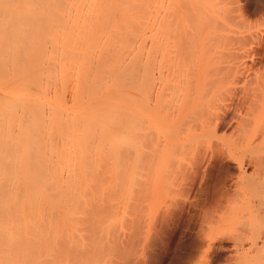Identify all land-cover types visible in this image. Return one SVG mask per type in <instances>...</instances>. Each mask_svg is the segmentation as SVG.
I'll return each mask as SVG.
<instances>
[{
	"label": "bare ground",
	"instance_id": "6f19581e",
	"mask_svg": "<svg viewBox=\"0 0 264 264\" xmlns=\"http://www.w3.org/2000/svg\"><path fill=\"white\" fill-rule=\"evenodd\" d=\"M240 3L0 0V264L84 261L79 256L87 250L86 241L94 239L96 228L104 229L101 223L108 217L103 216L108 209H99L105 200L102 205L94 200L97 208L84 199L94 197L88 187L91 180L92 185L99 182L88 172L96 167L103 175L106 167L113 172L120 166L123 175L128 167L127 175L133 163L145 170V174L138 172L145 179L137 181V191L141 190L137 195L144 188L165 185L167 189L169 184L172 190L166 193L172 209L166 211H173L178 196L191 203L198 194H206L210 198L206 202H213L208 201L209 207L202 206L205 210L200 212L203 223L197 235L204 247L182 254L186 258L185 263L181 258L182 263L205 264L218 241L229 236L234 254L227 264H264V24L247 23ZM145 8H151L150 13L146 10L149 14ZM260 8L264 0L256 9ZM138 14L144 15L140 22L149 20L145 22L148 29L138 22ZM129 134L137 140L132 138L125 145L122 141L131 139ZM223 160L233 161L239 170L232 176L231 190L224 186L227 172L222 164L223 171L218 166L220 171L214 173ZM247 166H252L250 173ZM51 189L57 196L73 194L69 204L83 198L80 205L96 207L98 217L102 211L101 225L90 210L95 224L92 216L87 220L90 213L84 205L88 214L80 211L83 217L75 222L80 217L75 213L65 224L70 232L75 229L77 242L71 232L65 243L68 235L64 234L69 231L63 233L62 226L67 220L58 214L65 207L61 214L66 217L75 206L67 200L59 206L64 196L54 201L58 206L51 204ZM114 202L104 205H114L109 209L113 216L119 209L118 201ZM77 204L76 208H82ZM66 206L72 209L67 211ZM53 220L62 228L57 225L60 232ZM73 220L74 226L81 223L79 231L70 225ZM83 223L92 229L81 227ZM112 228H108L110 237L103 233L107 237L102 241L121 245L123 240H115ZM83 230L88 231L84 236L91 235L85 241ZM96 237L101 241V234ZM91 240L92 249L88 246L87 256L82 254L85 261L102 248L101 242L90 244ZM179 260L174 264H180Z\"/></svg>",
	"mask_w": 264,
	"mask_h": 264
},
{
	"label": "rangeland",
	"instance_id": "374dc122",
	"mask_svg": "<svg viewBox=\"0 0 264 264\" xmlns=\"http://www.w3.org/2000/svg\"><path fill=\"white\" fill-rule=\"evenodd\" d=\"M261 1H263V0H240V4H243L244 6H245V9H244V14H245V19H246V21H247V23H250V25H263L264 24V8L262 9V8H260V9H256L257 8V6L259 7V5H260V3H261ZM249 2H251L250 4H249ZM251 5H252V7H251ZM248 6H250L251 8H253V11H252V9L249 7L248 8ZM147 7H149V6H147ZM150 9L151 8H149V9H147V8H145L144 9V11H150ZM143 10H140V12H138V13H140V14H142V12L144 13V14H146L145 12H144ZM146 11V12H147ZM148 11V12H149ZM147 12V14H149ZM140 14H138V17H136L137 18V20H138V22L139 23H141V24H144L146 21H145V17H144V23H143V21H141L140 22V18H142L141 16H139ZM137 15V14H136ZM150 16L151 15H148L147 17L148 18H150ZM142 20V19H141ZM148 22H149V20H148ZM146 26H148L147 25V23H145V28H147ZM142 27H144V25H142ZM148 29V28H147ZM148 42V41H147ZM146 42V43H147ZM144 44V46H145V48H146V45L148 44ZM140 46H142V45H140ZM143 46V47H144ZM148 47H149V45H147ZM141 48V47H140ZM144 48V50L146 51V49ZM143 49V48H142ZM141 49V50H142ZM52 75V74H51ZM54 75V74H53ZM51 77V76H50ZM52 79V78H51ZM53 80V79H52ZM42 91L40 90V93H41ZM44 93V92H43ZM48 95L49 97H50V95L47 93V91H46V93H45V95ZM137 96H138V94L137 93H135ZM41 96H40V98H42V97H44V96H42L43 94L41 93L40 94ZM49 97H47L46 96V98L48 99ZM138 107H139V105H138ZM139 111H140V109H139ZM138 118V117H137ZM137 118H135V120L137 121ZM139 119H140V117H139ZM138 119V120H139ZM136 121H134V125H135V122ZM141 121V120H140ZM131 124H133V122L131 123ZM130 124V125H131ZM137 124H139V123H137ZM132 126V125H131ZM138 126V125H137ZM134 127V126H133ZM135 128H136V125H135V127H134V130H135ZM133 131V130H132ZM133 134H135V133H133ZM132 134V135H133ZM120 135V134H119ZM118 135V136H119ZM136 135V134H135ZM135 135H133V136H135ZM116 136V135H115ZM121 136V135H120ZM120 136H119V138H120ZM129 136H131V134H129L128 135V137ZM117 137V136H116ZM115 137V138H116ZM124 137V136H123ZM126 137V136H125ZM124 137V138H125ZM114 138V139H115ZM119 138H118V141H119ZM132 138L136 141L137 139H135L134 137H132L131 136V139H130V137H129V140H128V138L126 137V139L125 140H123L122 141V139H121V141L122 142H125V145H127V143L129 142V143H131V140H132ZM117 139V138H116ZM113 142H114V140H112ZM116 141V140H115ZM128 141V142H127ZM133 142V141H132ZM116 143H117V141H116ZM136 144H137V142H135ZM121 144V143H120ZM130 145V144H129ZM132 145H134V144H131V146H129V147H133V150L134 149H136V148H134L136 145H134V146H132ZM137 148H138V146H137ZM132 150V151H133ZM134 160H136V157H135V154H134V159L132 160V161H134ZM136 163H138L137 161H135ZM225 162L226 164L224 165L223 163ZM221 163H218V164H216L215 166V168H214V173H215V171H220V169L222 168V169H224L225 168V171H224V174H225V172H227L226 174H225V178L224 179H226V181L225 180H223V181H225V182H223L224 183V186H228L227 188H229L230 187V190L233 188V183H234V180H235V177H234V179H233V177L232 176H234V174H235V176H236V174L238 173L237 171H239L238 170V168H236L237 166H236V164L233 162V161H226V160H223ZM104 163H105V161H104ZM107 164H108V162H106ZM133 163V162H132ZM135 163V164H136ZM134 164V163H133ZM133 164H131L132 166H133ZM221 164L223 165V167H221ZM106 165V164H105ZM111 166V165H110ZM115 166V165H114ZM118 166V165H117ZM131 166V167H132ZM136 166L138 167V165L136 164ZM218 166H219V168H218ZM232 166H234V167H232ZM116 167V166H115ZM120 166H118V168L117 169H120L119 171L121 172V171H124V168L122 167V168H119ZM131 167H130V169H128L129 170V173H130V170H132L131 169ZM134 168H135V166H133ZM252 166H247L245 169H246V171H247V173H250L252 170V168H251ZM109 168V167H108ZM111 168V167H110ZM126 168H128V167H125V174L127 173L126 172ZM218 170H217V169ZM90 169H93L94 171H92V172H95V174L93 173V175H92V172H88V177H90L89 175H91V177L93 176L94 178L95 177H97L96 179H98L99 180V182L98 183H95V185H92V184H94L93 182H92V180H91V182H92V184H91V182H90V180H89V178H88V187L90 188V190H91V188H92V193H93V195H94V197H92V198H89V199H86V198H84L85 199V201L87 202H89V203H91L90 202V200L93 202V205H95L97 202L96 201H99L98 202V204H100V205H102L104 202H105V206H107L108 204H110V202H114V201H118V203H119V205H118V203H117V206H115V207H117V208H119L118 210H116V211H118V212H116L115 211V213H117V214H115L114 212V216H113V214H111V210L113 209L112 207L114 206V205H112V209L109 207V208H107V207H105L104 205H103V207H102V209L99 207V209L100 210H103L104 208H106V209H111V210H109V213H110V215H112V216H110V215H108V210H107V212H105L104 214L105 215H103L104 217H106V216H108V217H106V218H104L103 216L101 217V215L103 214V212H104V210H103V212L102 211H100L99 213H100V216L98 217V213H95V212H98V211H96V207H92V208H94L95 209V211L91 208V209H89V207L92 205V203L90 204V206L88 207V205L85 203L84 205H87V208H88V210H87V208H86V210L89 212V210H90V212H92V214L94 213V215L96 216V214H98L96 217H97V222H98V219H100V217L101 218H104L103 220H102V223H101V220H99V222L101 223V224H104V226L102 227V228H104V229H101V228H99L98 230H97V228H96V230H95V228H93V230H92V232L94 233L93 235L95 236L94 237V239L92 238V236L89 234V235H83V234H87V230H83V231H86V233L85 232H82V234H81V238H83L84 239V237H86L85 239H84V241L85 240H87V238H88V236H91V237H89L90 238V240H91V238H92V240H94V242H96V244H99L98 242H101V247L102 248H100L101 250V252L99 251V249H98V251H99V253H97L96 252V254L97 255H95L96 256V260H94V262L93 261H91V260H93L94 258H93V256H94V253H92V250H91V253L93 254H91V253H89L88 252V255L89 254H91L92 255V257L88 260V258H86V261H85V257H83L84 255L85 256H87L86 255V253H84V252H87V250H88V246H89V251H90V249H92V248H90L91 246L89 245V238H88V241H86L87 242V250L85 251V249H84V251H82L83 253H81V251H79L78 250V253H79V255H80V253H81V255L79 256L78 255V253L77 252H74L77 256H79V257H81V259H79L80 261L81 260H83L84 259V261L86 262H84V261H82V262H84L83 264H87V260L89 261V262H91V264H93V263H97V264H117L118 262L119 263H121V264H174L175 263V261H176V258H180V264H184L185 263V261H186V258H184L185 256H187L191 251H193V249H194V251H198V250H200V248H203L204 247V245L202 244V241H200V239H199V235L200 234H198L197 235V231H199L198 229H199V224H201V223H203V222H201V220H203L202 219V215H201V213L200 212H204V211H202V210H205L204 208H207V207H209V205H210V203L212 202H210L209 200H207V202L209 201L210 203H208L207 204V202H206V199H208L207 197L205 198V195L206 194H204V195H201V194H196L197 195V197L196 198H194L193 199V201L191 202V203H189V202H185V201H183L184 199L181 197V196H178L179 197V200H178V197H177V200H176V203H175V205L173 206V211L171 210V211H166V209H172V206H170V201H168L169 200V197H168V195H169V191L170 190H172V189H168L169 188V184H166V183H164V181L162 182V183H164V184H166L167 185V189H168V192L166 193V191H167V189H166V186L165 185H161L160 187L159 186H153V187H151V188H147L148 189V191H146L145 190V188H144V191L142 190V194L141 195H137V192L138 191H140V193H141V190H138L137 191V186H136V184H138L139 185V183H137V181H140V180H143V179H145L144 178V176L145 175H143V177H142V174L140 175V174H138V172L139 173H141L140 172V170L141 171H143V173L145 174V170H142V169H138V168H135V169H133V171H131L132 173H128L127 175H123V172H119V176L120 177H122V180L124 179V181L122 182V180H121V183L119 184V182H118V180H119V176H118V172H117V169L115 168V171H110L109 169V171H110V175H111V177H110V179L111 178H113V177H115L116 176V173H117V176H118V180H117V178H113L114 180H110V179H107L109 176H108V172H107V167H106V169H104V166H103V169L105 170V172L106 173H104L103 175L102 174H100L101 172H99V169H97L96 170V167L95 168H90ZM89 169V170H90ZM102 169V167H101V170H103ZM111 169H113V168H111ZM122 169V170H121ZM136 169H138V170H136ZM221 169V171H223ZM96 170V171H95ZM103 170V171H104ZM134 170H135V172H134ZM248 170H250V171H248ZM102 171V172H103ZM114 172H115V174H114ZM236 172V173H235ZM114 174V176H112ZM120 174H122V175H120ZM215 174H217V173H215ZM230 174V175H229ZM140 175V176H139ZM164 176V175H163ZM165 176H167V178H169L168 177V175L166 174ZM141 177V178H140ZM166 178V177H165ZM166 178V179H167ZM116 179V180H115ZM164 180V179H163ZM94 181H95V179H94ZM114 181V182H113ZM115 181H117V184H119V185H114L116 182ZM167 180H165V182H166ZM110 182H112L113 184H111ZM230 182V183H229ZM142 183V181L140 182V185H142L143 186V184H141ZM161 183V184H162ZM167 183H168V181H167ZM225 183H227V184H225ZM232 183V184H231ZM174 185H176V184H174ZM232 185V186H231ZM92 186V187H91ZM136 186V187H135ZM221 186V185H220ZM85 187V186H84ZM139 187V186H138ZM141 187V186H140ZM146 187V186H145ZM149 187V186H148ZM173 187H175V186H173ZM177 187H179L178 185H177ZM222 187V186H221ZM133 188H134V191L132 192V190H133ZM85 189V188H84ZM140 189H142V188H140ZM175 189V188H174ZM52 190L53 189H51V190H48V193L49 194H52L51 196H53V197H50V200H48L51 204H53L54 206L55 205H57V204H55V200L56 201H58L59 199H60V197L61 196H64V198H66L65 196L66 195H62L61 194V196H59V191H57V194H58V196L55 194V193H52ZM59 190H60V188H59ZM64 190V189H63ZM63 190L61 189V191L63 192ZM72 191H73V189H71ZM71 190H70V192H71ZM55 191V190H54ZM53 191V192H54ZM66 191V190H65ZM68 191H69V189H68ZM75 191V190H74ZM84 191H87V186H86V190H84ZM83 191V192H84ZM88 191H89V189H88ZM82 192V191H81ZM67 193V192H66ZM65 193V194H66ZM89 193V192H88ZM55 194V195H54ZM68 194H69V192H68ZM68 194H67V196H68ZM71 194H72V192H71ZM84 194V196H86L85 194L86 193H83ZM132 194H134L135 196H134V198H132ZM168 194V195H167ZM73 195V194H72ZM72 195H69L70 197H72ZM87 195H91V191H90V194H87ZM67 197L65 200H63V203H61L62 201V198H61V204L60 203H58V205L60 206V205H64L65 204V201L69 198V201H71V199H70V197ZM83 196V195H82ZM83 196V197H84ZM141 196V197H140ZM208 196V195H207ZM76 197V195L74 196V198ZM81 197V196H80ZM181 197V198H180ZM63 198V199H64ZM101 198V199H100ZM76 199V198H75ZM83 198H81V200H82ZM182 199V200H181ZM210 199V198H209ZM79 200L80 199H78V201L76 202V201H74V200H72L73 202L72 203H70L69 204V201L67 200L66 201V203L68 204V205H70L72 208H74V206H75V209L74 210H71L70 211V213H68L69 211L68 210H70V208L71 207H67L66 206V210L68 211H66L67 212V214H68V216H67V214H65L66 215V217H64V216H62V214H63V212H64V209H65V207L63 208V212H61V213H56L55 215H59V217H61V218H63V219H65L66 218V220H67V222H65V220H64V226H66V227H64V226H62L63 228H65L64 230V232L63 233H65L66 231H69L70 232V228H69V224L68 225H65V224H67V223H69V221H70V217L69 216H71V218L72 219H74L73 217H72V215H76L77 214V216L79 217V218H77L76 216V221L75 222H78L77 221V219H80V218H82L83 216H86L88 213H86V215H85V212L84 211H86V210H84L85 209V207L83 208L82 206H84V205H80V202L82 203V202H84L83 200L81 201L80 200V202H79ZM94 200H96V201H94ZM105 200V201H104ZM136 200V201H135ZM104 201V202H103ZM106 201H110L109 203L108 202H106ZM134 201V202H133ZM179 201V202H178ZM48 202V203H49ZM59 202V201H58ZM76 202V203H75ZM95 202V203H94ZM169 203V205H168V203ZM182 202H184V203H182ZM76 205H75V204ZM77 203H79V205L83 208H80L79 206H78V208H76V206L78 205ZM106 203H108V204H106ZM115 203V202H114ZM193 203V204H192ZM213 203V202H212ZM83 204V203H82ZM97 204V205H98ZM116 204V203H115ZM178 204V205H177ZM205 204V205H204ZM207 204V205H206ZM57 205V206H58ZM65 206V205H64ZM110 206V205H109ZM119 206V207H118ZM168 206H169V208H168ZM202 206H204V208H202ZM62 207V206H61ZM115 207H114V209H115ZM167 207V208H166ZM171 207V208H170ZM57 208V210L59 209L58 207H55L54 208V210ZM71 208V209H72ZM98 208V207H97ZM132 208H134V211H133V209ZM61 209V208H60ZM58 210L57 212H59V211H62V209L61 210ZM81 209V210H80ZM105 209V210H106ZM82 210H83V213H84V215L83 216H81V213H82ZM92 210V211H91ZM133 212H132V211ZM81 211V213H79ZM94 211V212H93ZM114 211V210H113ZM56 212V211H55ZM89 212V213H90ZM166 212V213H165ZM168 212V213H167ZM174 212H175V214H174ZM76 213V214H75ZM60 214H61V216H60ZM107 214V215H106ZM167 214H169V215H167ZM171 214V215H170ZM200 216H199V215ZM89 216H86L87 217V220H88V218H89V220L91 221L92 219V222H93V224H95L94 223V221H96V220H94V218L96 219V217L94 216V218H93V215H91V213L90 214H88ZM165 215V216H164ZM175 215V216H174ZM90 216H92V219L90 218ZM168 216V217H167ZM174 216V217H173ZM204 216V215H203ZM167 218H169V219H167ZM170 218L172 219L171 221H169L170 220ZM56 219H58V220H60L58 217L56 218ZM56 219H54V220H56ZM54 220H53V223H54ZM57 220V221H58ZM69 220V221H68ZM112 220H114V221H116V223L114 222V221H112ZM200 220V221H199ZM61 221V220H60ZM110 221H112V224H111V227H109L107 224H109L110 225ZM63 220L61 221V222H59L60 223V225H62L63 223ZM72 222H74V220L73 221H71V224L70 225H73V227L72 228H76V230H77V226H80L81 225V223H80V225H79V223L77 224H75V226H74V224L72 223ZM86 222H89V221H86ZM98 222V223H99ZM201 222V223H200ZM52 223V224H53ZM90 224H91V222H89ZM99 223V224H100ZM100 224V225H101ZM54 225V228H56V227H58L59 225H58V222H57V225L54 223L53 224ZM84 225H88L87 223H83V225L81 226V227H83ZM107 225V226H106ZM67 226H68V228H67ZM99 225L97 224V227H98ZM107 228H106V227ZM112 226H113V228H114V230L112 231V234L114 233V231H115V237H116V239L115 240H117V242L119 241V239H117V238H120V241L121 240H123L122 242V244L121 245H115V246H113L112 244L111 245H109L108 243H106L105 241L103 242L102 240L104 239V237L106 238L107 236H105V235H103V233H106L107 232V234H108V232H109V229L108 228H112ZM88 227H90L89 225H88ZM59 229H62L60 226L58 227ZM66 228H67V230H66ZM83 228H87V227H83ZM91 228V227H90ZM112 228V229H113ZM59 229H57L56 228V230H59ZM92 229V228H91ZM111 229V230H112ZM75 230V229H74ZM74 230H72L71 232L73 233V235L71 234V232L69 233V232H66L64 235H66L67 233L68 234H70V235H72V237H73V239H74ZM80 230V229H79ZM79 230H77V231H79ZM108 230V231H107ZM77 231H76V234H77ZM82 231V230H81ZM59 232H60V230H59ZM91 231L89 232V233H92ZM58 235H60V233H57ZM57 234H55V235H57ZM67 234V235H68ZM75 234V235H76ZM78 234H79V232H78ZM99 234H101L102 235V239H101V241L99 240V241H97V237L96 236H98ZM111 234V235H112ZM113 234V235H114ZM119 235V236H116V235ZM64 235H63V237H64ZM66 235V236H67ZM70 235H68L67 237H65V238H63V239H65V243H67L66 242V240L67 239H70V238H68ZM84 237H83V236ZM104 236V237H103ZM108 236L110 237V235L108 234ZM197 236V237H196ZM100 237V236H99ZM112 237V236H111ZM114 237V238H115ZM223 236H221V238H222ZM227 237H229V236H226V238ZM76 238H78V236L77 237H75V239ZM80 238V239H81ZM197 238V239H196ZM201 238V237H200ZM225 236L222 238V242H219L218 241V243H219V245H218V243L216 244V248H214L213 250H212V252L210 253L211 254V256L210 257H208L210 260L212 259V261L210 262V260L209 259H207V260H209V261H207L206 260V262H205V264H227V263H229L230 262V257L232 256V254H234V249L232 248V239L231 238H225L226 239V241H225ZM75 239H74V241H75ZM224 239V240H223ZM230 239V240H229ZM78 241H80L79 239H77ZM91 240V242H90V244H92V241ZM105 240V239H104ZM109 239H107V242H110L111 241V239L108 241ZM196 240H198V241H200V242H198L197 241V243H198V245H197V243L195 242ZM120 241L118 242V243H120ZM229 241V242H228ZM75 242H77V241H75ZM75 242H73V241H71V243L72 244H74V246L77 244V243H75ZM81 242H83V241H81ZM93 242V243H94ZM102 242H103V244H105V246H103V244H102ZM68 243H70V241L68 242ZM70 243V245L72 246V244ZM200 243V244H199ZM221 243V244H220ZM183 245V246H181V245ZM69 245V244H68ZM179 245V246H178ZM194 245V246H193ZM195 245H197V246H195ZM201 245V246H200ZM77 246V245H76ZM75 246V247H76ZM176 246H177V248H176ZM182 248H181V247ZM199 246V247H198ZM203 246V247H202ZM218 246V247H217ZM74 247V248H75ZM99 247H100V245H99ZM175 247V248H174ZM97 248V247H96ZM175 250H174V249ZM72 249V248H71ZM173 249V250H172ZM176 249H178V250H176ZM192 249V250H191ZM197 249V250H196ZM172 250V251H171ZM71 251H73V249L71 250ZM177 253H176V252ZM190 251V252H189ZM93 252H95L94 250H93ZM173 252L175 253V254H173ZM233 252V253H232ZM195 253V252H194ZM82 254H84V255H82ZM182 254H184V255H182ZM230 254H231V256H230ZM177 255H178V257H177ZM182 255V256H181ZM213 255V256H212ZM94 256V257H95ZM180 256V257H179ZM230 256V257H229ZM89 257V256H88ZM176 257V258H175ZM93 258V259H92ZM181 258L183 259H185V261H184V259L182 260V261H184V263H182V261H181ZM229 258V259H228ZM175 259V260H174ZM79 261V262H80ZM82 262H80V264L82 263ZM88 262V264H90ZM178 262V261H177ZM75 263H78V261L76 262L75 261ZM79 264V263H78Z\"/></svg>",
	"mask_w": 264,
	"mask_h": 264
}]
</instances>
